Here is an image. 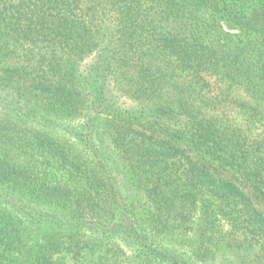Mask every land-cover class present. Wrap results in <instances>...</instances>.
<instances>
[{"label": "trees", "instance_id": "trees-1", "mask_svg": "<svg viewBox=\"0 0 264 264\" xmlns=\"http://www.w3.org/2000/svg\"><path fill=\"white\" fill-rule=\"evenodd\" d=\"M0 264H264V0H0Z\"/></svg>", "mask_w": 264, "mask_h": 264}, {"label": "rangeland", "instance_id": "rangeland-1", "mask_svg": "<svg viewBox=\"0 0 264 264\" xmlns=\"http://www.w3.org/2000/svg\"><path fill=\"white\" fill-rule=\"evenodd\" d=\"M122 101V100H121ZM54 133H57V134H62V129H61V127H59L58 129H57V131H55Z\"/></svg>", "mask_w": 264, "mask_h": 264}]
</instances>
